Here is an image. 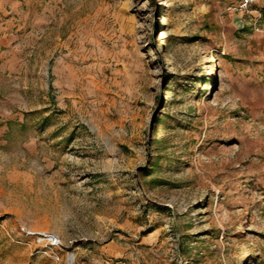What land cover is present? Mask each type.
Segmentation results:
<instances>
[{
	"label": "rangeland",
	"instance_id": "1",
	"mask_svg": "<svg viewBox=\"0 0 264 264\" xmlns=\"http://www.w3.org/2000/svg\"><path fill=\"white\" fill-rule=\"evenodd\" d=\"M236 2L0 0V264H264V0L257 30Z\"/></svg>",
	"mask_w": 264,
	"mask_h": 264
},
{
	"label": "built area",
	"instance_id": "2",
	"mask_svg": "<svg viewBox=\"0 0 264 264\" xmlns=\"http://www.w3.org/2000/svg\"><path fill=\"white\" fill-rule=\"evenodd\" d=\"M262 0H237L231 6L226 8L229 14H243L249 15L253 18V27L257 30V22L260 17L257 9H254ZM19 232L26 238H34L36 242L40 245L41 250L39 253L51 258L54 262L60 261V255L58 250L61 249L62 243L58 236L49 232H34L28 230L27 228L20 227ZM65 264H76L75 256L70 252H66Z\"/></svg>",
	"mask_w": 264,
	"mask_h": 264
},
{
	"label": "water",
	"instance_id": "3",
	"mask_svg": "<svg viewBox=\"0 0 264 264\" xmlns=\"http://www.w3.org/2000/svg\"><path fill=\"white\" fill-rule=\"evenodd\" d=\"M238 23L240 24L241 22L239 21Z\"/></svg>",
	"mask_w": 264,
	"mask_h": 264
}]
</instances>
